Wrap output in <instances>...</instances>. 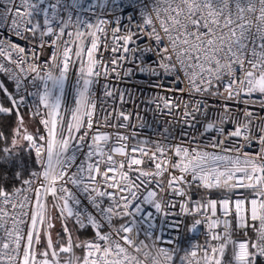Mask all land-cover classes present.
<instances>
[{"label": "snow or ice", "instance_id": "obj_1", "mask_svg": "<svg viewBox=\"0 0 264 264\" xmlns=\"http://www.w3.org/2000/svg\"><path fill=\"white\" fill-rule=\"evenodd\" d=\"M0 264H264V0H0Z\"/></svg>", "mask_w": 264, "mask_h": 264}, {"label": "built area", "instance_id": "obj_2", "mask_svg": "<svg viewBox=\"0 0 264 264\" xmlns=\"http://www.w3.org/2000/svg\"><path fill=\"white\" fill-rule=\"evenodd\" d=\"M117 86H118L119 88H121V89H124V87H125L123 84H118ZM147 94H148V93H145V95H147ZM138 103H139V101H138ZM128 107H129V108H132L133 106H132V105H128Z\"/></svg>", "mask_w": 264, "mask_h": 264}]
</instances>
